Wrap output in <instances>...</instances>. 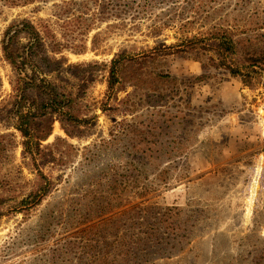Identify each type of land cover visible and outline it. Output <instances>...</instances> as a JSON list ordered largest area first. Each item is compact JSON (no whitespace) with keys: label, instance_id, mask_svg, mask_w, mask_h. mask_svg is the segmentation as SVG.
I'll use <instances>...</instances> for the list:
<instances>
[{"label":"rangeland","instance_id":"374dc122","mask_svg":"<svg viewBox=\"0 0 264 264\" xmlns=\"http://www.w3.org/2000/svg\"><path fill=\"white\" fill-rule=\"evenodd\" d=\"M106 1H114L118 10L109 9L110 14L91 24L87 34L76 32L69 37L55 15L60 0L0 4V136L9 142L0 176L11 183L10 188L27 190L37 178L32 161L23 157L21 133L7 114L17 73L4 59L1 40L14 21L28 19L39 29L48 26L61 42L66 38L79 44L85 41L83 53L65 49L57 55L67 58L68 64L95 60L109 64L116 54L142 56L156 48L171 49V54L161 53L154 64L142 66L141 73L146 75L159 67L177 79L156 84V91L152 81L126 84L113 94L104 111L107 75L94 73L80 97L84 105L81 116L89 118L87 126L80 127L84 132L70 136L56 120L51 136L43 141V146L51 147L62 138L77 148L66 165L39 161L44 172L57 182L55 191L29 218L17 213L0 222V247L11 248L7 264H52L56 250L65 255L54 264H83L82 243L71 228L81 222L86 208L70 215L69 206L79 201L87 206V190H104L101 195H106L122 180L129 184L119 196V209L89 224L102 223L130 207L141 210L154 204L163 209L178 208L172 218L177 222L173 234L181 236L182 247L174 249L170 258L156 251L147 264H264V59L256 67V83L247 86L241 76L211 66L212 51H176L192 38L211 44L210 33L220 30L230 31L234 39L264 31L258 28L264 26V0ZM250 28L258 30L246 32ZM20 36L19 45H26L25 33ZM77 72L86 78L93 75L90 71ZM159 93H165L168 102L159 101ZM126 98L137 103L133 112L126 111L121 103ZM151 118L159 121H148ZM123 120L131 124L141 121L158 135L161 149L148 150L145 155H156L154 164H150L154 160L139 162L133 158L137 152L133 139L138 135L121 132L117 122ZM153 134H148L149 140L154 141ZM59 145L68 150L65 143ZM55 151L59 157L61 152ZM134 172L140 175L138 180ZM121 186L125 187L124 182ZM141 191L146 195H140ZM59 204L62 215L55 213L52 225L56 234L41 240L38 234L47 222L44 219ZM97 236L101 243L113 239L111 231L105 229ZM144 254L135 252L138 264H143L140 260Z\"/></svg>","mask_w":264,"mask_h":264},{"label":"trees","instance_id":"16d2710c","mask_svg":"<svg viewBox=\"0 0 264 264\" xmlns=\"http://www.w3.org/2000/svg\"><path fill=\"white\" fill-rule=\"evenodd\" d=\"M32 1L35 0H0V4L18 6ZM38 1L46 4L50 0ZM56 6L55 15L58 22H61V27L64 28L63 33L68 37L75 35L76 32L77 35L87 34L91 24L97 20L105 19L110 14L109 9L111 12L113 9L115 12L118 10V4L106 0H60ZM258 28L264 30V26H258ZM258 28H250L246 32L252 33ZM23 33H25L28 43L20 46L19 39ZM208 39L214 41L207 44L203 38L189 39L184 41L183 47L176 51L187 53L212 51L215 54L209 58L211 66L216 69L224 68L233 76H241L247 86H253L256 83L254 81L255 75L258 74L256 67L258 62L264 59V31L234 39L230 31L222 32L220 30L210 33ZM75 41V39L66 38L64 42H61L58 40L57 34L53 30L51 31L48 26L39 29L28 19L14 21L3 35L1 46L4 59L17 73L15 81L12 82L14 94L10 96L13 102L11 108L7 109V114L10 119H13L14 128L21 133L23 157L32 161L37 171V178L30 183L32 185L27 190H17L10 188L11 183L0 176V222L4 217L17 213H24L25 218H29L32 212L43 206L45 200L55 191L57 182L44 172L39 161L43 160V164L50 162L54 165H66L77 154V148L62 138H58V143L50 145L51 147L43 146V141L51 136L56 120L61 123L70 136L77 132H84L80 127L87 126L89 118L85 119L81 116L84 105L81 103L80 97L82 89L93 80L94 73L104 72L107 75V100L102 105L104 111L107 110V103L112 99L113 94L126 84L143 85L146 81H152L151 87L156 91V84L177 80L169 72L159 69V67L148 71L146 75L141 73L142 66L154 64L161 53L171 54V49L156 48L145 52L142 56L116 54L109 64L98 60L68 64L67 58L64 56L57 57L65 49H71L77 54L83 53L86 50L85 41L83 44L75 43ZM77 70L90 71L93 75L86 78ZM81 79H83L82 83ZM77 80L79 83L76 82ZM158 97L159 101L168 102L165 93H159ZM121 103L125 104L128 112H133L137 107V103L130 98L121 100ZM152 118L148 121H159ZM134 123L131 124L123 120L118 121L117 126L125 135L131 132L138 135L133 139L136 140V143H133L132 146L137 149L133 158L138 159L139 162L145 159L154 160L150 162V164H154L155 158L158 157L156 155L146 157L145 155L148 154V150L154 152L156 149H161L158 135L143 126V122L134 121ZM70 128L72 129L70 130ZM148 134H153L154 141L149 140ZM60 143H65L68 150L63 151ZM52 146L61 152L59 157ZM8 147L9 142L6 137L0 136V168L6 158ZM134 176L138 180L140 175L137 176L134 172ZM130 178L134 179L133 176ZM123 182L125 187L121 189ZM127 184H129L127 181L122 180L119 185L111 186L106 195H101L104 190L96 193L91 189L87 190L84 194V198H88L87 206H82L80 201L71 202L70 215L82 212L86 208V213L81 216V222L71 228L74 231L73 236L82 243L84 254L82 260H85L83 264H138L136 259H139V256L134 255L138 250L141 253H146L140 261L147 264L156 251L167 254V258H170L174 249L182 247L180 246L183 243L181 236L178 234L177 237L173 234L177 229V222L172 221V218L177 214L175 210L178 208L163 209L154 204L146 205L141 210L130 207L119 210L115 216L103 219L102 223L89 224V221L102 218L119 209L117 203H121L122 199L119 196H122ZM139 194L146 195L142 191ZM60 206L61 204L54 205L53 210L49 213H47V209L44 211L47 213L44 219L47 222L41 226L39 231L38 236L41 240H50L55 236L56 231L52 225L54 214L62 215ZM162 226L167 227L166 231L162 229ZM104 229L111 231L113 239H105L101 243L97 235ZM15 243L13 242V244ZM10 250V247L5 249L0 247V264H7L6 260L9 258ZM58 252L59 250L54 251L56 255L52 257V264L56 260H62V256L65 255V252L57 254Z\"/></svg>","mask_w":264,"mask_h":264}]
</instances>
